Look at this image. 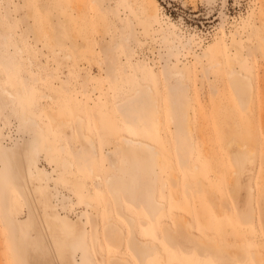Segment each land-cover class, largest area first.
I'll return each instance as SVG.
<instances>
[{"label": "rangeland", "instance_id": "obj_1", "mask_svg": "<svg viewBox=\"0 0 264 264\" xmlns=\"http://www.w3.org/2000/svg\"><path fill=\"white\" fill-rule=\"evenodd\" d=\"M107 4L110 8L104 9L103 4L93 0H0V81L9 84L21 78L37 112L54 108L65 116L82 117L72 120L66 130H59L53 129L40 115L46 126V138L53 139L55 145L51 151L40 153L39 166L51 173L55 181L62 182L61 190L68 196L65 208H61L50 188L35 195L33 184L28 186L30 206L15 190L7 191L5 203L0 205L8 215L9 201H16L20 206L19 219L24 220L29 209L35 216L39 204L43 211L39 222H35L36 229L46 227L45 213L55 218L57 224L67 223L65 232L46 227L54 247L45 246L42 252L58 264L84 263V239L90 243L96 264H105V258L114 253L127 255L136 263L123 240L114 233L108 235L105 228L107 216L114 215L103 183L108 173L106 151L114 149L118 142L116 135L141 133L156 145L166 163L173 161L171 170L168 165L157 168L153 184L157 198L166 204L161 213L167 219L175 204L170 187L185 196L179 182H173L171 177L173 170L184 177L172 152L173 146L187 153L189 164L204 169V161L209 160L207 165L211 162L216 171L224 174L229 168L226 143L236 138L252 153H248L249 159L243 153L238 155L242 163L239 198L235 206L229 202L225 218H215L198 201V195L191 194L184 197V203L179 200L183 204L179 210L184 225L194 230L196 236L181 234L174 246L168 247L160 239L157 222L153 229L156 236L154 231L152 235L167 257L165 264H264V211L261 210L264 209V52L260 55L252 51L256 40L264 35V0H107ZM129 17L137 38L126 42ZM200 31H212L213 36L195 50L198 53L181 57V62L180 54L193 52L194 39ZM251 32L254 33L249 37ZM172 33L180 41L191 38L192 48L169 54L165 45ZM155 37L161 45L159 54L164 64L158 57L159 44ZM116 39H120L118 44ZM140 39V44L133 45ZM232 41L244 51L242 65L252 76L253 91L247 109L241 108L225 75L226 56L222 51L226 52ZM248 43L252 48H247ZM204 49L211 51V57L201 65L199 53ZM147 55L160 62L149 65L135 59ZM216 58L222 60L223 66L205 70ZM169 68L185 69L189 87L167 77ZM146 79L152 83L158 99V122L152 118L154 110L147 93L140 92L117 106ZM48 94L52 100L46 98ZM19 107V100L4 107L0 97L3 144H11L20 135ZM130 119L133 127L128 122ZM142 119H147L146 125H142ZM187 127L196 147L194 151L188 143ZM9 132L16 136H10ZM84 133L94 141L97 154ZM68 160L71 167L66 165ZM221 183L217 185L220 193L230 199ZM248 185L254 187L251 202L255 215L251 221L246 217ZM86 201L93 206L86 207ZM191 204L195 206L190 208ZM125 206L134 216L147 217L142 209L130 203ZM115 220L126 229L124 221ZM137 229L139 235L140 227ZM197 236H202L204 241L199 242ZM255 248L258 263L250 255V250ZM9 252L0 221V264H9ZM38 253L37 249L26 248L21 253L22 264H46ZM148 264H161L160 255Z\"/></svg>", "mask_w": 264, "mask_h": 264}, {"label": "bare ground", "instance_id": "obj_2", "mask_svg": "<svg viewBox=\"0 0 264 264\" xmlns=\"http://www.w3.org/2000/svg\"><path fill=\"white\" fill-rule=\"evenodd\" d=\"M93 1L103 4L105 6L104 9L110 8L107 4V0ZM128 22L129 27L127 28V33L124 38L126 42H129L132 37L137 38V31L134 28V23L131 17H129ZM253 33L254 32L249 33V37H251ZM155 40L159 44L158 57L163 60V63L162 61L161 63L164 64L165 61L159 54L161 45L156 37ZM119 41L120 39H116L115 43L118 44ZM140 43L141 39L133 45ZM133 45L132 48L135 57L136 51ZM194 45L195 39L193 47ZM229 46L230 47L227 48L226 52L225 50L222 51L226 56L225 75L241 108L247 109L248 101L253 91L252 76L242 65L245 59L244 51H240L235 41H232ZM165 47L169 54H178L182 51L190 50L192 48V41L191 38H186L184 41H180L177 36L172 33L171 40L165 45ZM230 48L235 51L231 52ZM247 48H252L250 43L247 44ZM229 50L233 54L228 53ZM252 51L263 55L264 35H261L260 39L256 40ZM18 52L22 53V49L18 48ZM195 52L196 51L193 49V52L191 53H182L179 56V60L183 62L181 57H185L188 54L192 55ZM245 52H249V50H245ZM210 57L211 51L209 49H204L199 53L198 62L203 65L204 61L209 60ZM135 59L144 60L147 64L151 65L150 60L145 58ZM220 66H223V62L221 59L216 58V60L211 61L208 66H205L204 69L209 70L210 68ZM166 76L176 81L177 84L182 83L186 87H189L186 82L187 71L185 69L169 68L166 72ZM142 83L134 88L130 94L124 96V98L117 103V106H120L125 100L138 95L140 92L147 93L149 97L148 100L152 104L154 110L152 118L155 122H158L160 120L159 106L154 87L147 79ZM0 88V97L4 107L6 105H12L13 100L20 101V107L18 110L20 135L19 137H15L16 135L12 136V134L8 133L10 136L15 137L11 144H3L0 142V204L2 202L5 203V194L7 191L15 190L30 206L28 186L33 184L34 188L32 191L35 195L42 192L45 188H50L53 197L61 205V208L64 209V203H66L68 196L61 190V187H63L62 182L55 181L52 178L51 173H47L39 166L40 153L43 151H51L55 145L53 139L46 138V126L41 120L40 115L42 114L46 119L47 124L53 129L59 130H66L71 127L72 120L82 119V117L80 115H77L74 118L71 116H65L61 114L59 110L54 108H44L37 112V107L34 105V102L30 100L26 85L21 78H17L9 84L0 81ZM46 98L52 100V96L49 94ZM128 122L132 127L134 126L132 119L128 120ZM146 122L147 119H142L141 123L142 125H146ZM186 133L189 139L188 143L190 144V149L193 151L196 150L189 127L186 128ZM8 134L5 135V138L10 141ZM84 137L90 142L92 149L95 154H97L96 145L90 135L84 133ZM116 140L118 142L115 144L114 149L112 150L108 148L106 151L108 173L105 175L103 183L108 196L110 197L115 216L110 214L107 216L105 228L108 235L114 233L123 240V245L129 249L130 253L136 260V263H134L135 261L133 262L127 255L122 256L114 253L105 258V264H148L150 261L155 260L158 255H160V263L165 264L167 262V257L164 254L159 241L152 235V232L154 231V235L156 236L155 230H153L155 228L154 223H158L157 228L160 232V239L163 240L168 247H173L178 240V236L181 234H189L194 238L196 236L195 231L184 225L185 220L181 218V212L179 210L180 206L183 205L179 204V200L184 203V197H188L191 194H194L195 196L198 195V201L205 204L215 218H225L229 202L235 206L237 199L239 198L238 194L241 188L239 170L242 163L238 155L239 153H243L245 157L249 159L251 157L250 154L252 153L246 144L239 142L236 138L229 139L226 143V146L229 149L226 160L229 168L228 171L223 174L222 172L216 171L215 166L212 165L211 162L207 165L209 160L208 162L204 161L203 164L206 165L204 169H200L197 164H189L188 158L186 157L187 153H185L183 149L178 150L177 147L173 146L172 152L178 159V165L182 168L184 177L181 178L180 174L174 170L171 177L173 182H179L178 184L181 186L185 196H180L176 190H174L173 186L170 187L172 189H170V192L175 204L170 210V219H167L166 217L164 218L161 213L166 204L164 201L157 198L153 184L157 176V168L168 165L170 168L168 169L171 170L174 167L173 161L166 163L156 145L141 136V133L130 135L126 132H119L116 135ZM249 152L250 154L248 155ZM66 165L71 167V161L68 160ZM220 171H222V169ZM96 178L102 179L101 176H96ZM219 182L224 184L225 191L230 199L226 198V196H222L220 193V189L217 186ZM51 183H53V185H51ZM78 190L81 191V188L79 187ZM253 192L254 187L248 185L247 196L249 199L247 201V207L249 208V214L246 217L250 219V221L255 215L254 205L251 202ZM262 199L261 196L259 200L262 201ZM126 203H130L134 208L142 209L147 214V217L141 215L138 217L134 216L126 209ZM9 204L10 210L8 215L6 214L4 207L0 205V221L2 228H4L5 241L10 249L9 264H22L21 253L24 252L26 248H32L33 250L37 249L39 251L38 254H42L39 259H42L46 264H58L59 262L56 259L50 257L49 254L42 252V249L45 246L50 249H53L54 247V240L51 239L50 234L46 232V227L49 228L52 226L54 229H59L61 232H65L68 226L67 223L61 221L57 224L55 223V218L50 216V214L45 213L43 222L46 227L40 226L39 229H36L35 222H39V215L43 211L39 204L35 216L33 211H30L29 209V216L24 220L19 219V204L13 200H10ZM91 206L93 205L89 201H86V207ZM194 206L195 204H191L190 208H193ZM261 210L264 211V209ZM33 217H35L36 221ZM238 217L240 218L241 215L238 214ZM115 218L124 221L127 225L126 229L121 226ZM200 223L202 224L201 221ZM138 226L140 227L139 235L137 234ZM158 231L156 230L157 233ZM197 237L199 242L204 241L202 236ZM242 240L243 239L241 238V241ZM256 250V248L251 249L250 255L252 259L258 263L259 256L257 255ZM82 252L84 255V263L80 264H96L90 243L86 239L83 241ZM226 253L231 254L232 252L226 251Z\"/></svg>", "mask_w": 264, "mask_h": 264}, {"label": "built area", "instance_id": "obj_3", "mask_svg": "<svg viewBox=\"0 0 264 264\" xmlns=\"http://www.w3.org/2000/svg\"><path fill=\"white\" fill-rule=\"evenodd\" d=\"M213 36V32L212 31H200L199 33L196 34V40H195V45H194V50H198L199 48L202 47V45H204L205 43L208 42V40H210ZM145 59L150 60V62L152 63H157L160 62L158 59H155L154 57H149L148 55L145 57ZM185 57H183L184 59ZM11 134V132H9Z\"/></svg>", "mask_w": 264, "mask_h": 264}]
</instances>
